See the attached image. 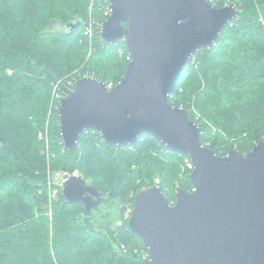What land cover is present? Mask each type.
<instances>
[{
    "label": "trees",
    "instance_id": "16d2710c",
    "mask_svg": "<svg viewBox=\"0 0 264 264\" xmlns=\"http://www.w3.org/2000/svg\"><path fill=\"white\" fill-rule=\"evenodd\" d=\"M226 2L239 17L190 59L169 101L187 111L218 155H246L264 141V0H218L216 7ZM110 5L0 0V264H145L149 250L129 228L135 196L158 184L174 203L177 188L193 191L187 157L146 134L118 147L91 131L76 152L64 146L53 99L88 75L108 86L126 77L125 42L101 39ZM91 21L92 37L85 33ZM52 172L78 174L109 199L90 213L71 205L57 183L50 189ZM111 204L120 211L116 228L95 218Z\"/></svg>",
    "mask_w": 264,
    "mask_h": 264
},
{
    "label": "water",
    "instance_id": "95a60500",
    "mask_svg": "<svg viewBox=\"0 0 264 264\" xmlns=\"http://www.w3.org/2000/svg\"><path fill=\"white\" fill-rule=\"evenodd\" d=\"M110 10L101 39L125 42L126 77L116 86L91 76L72 84L59 107L65 148L76 152L85 132L118 147L146 134L191 161L193 191L177 188L174 203L159 185L135 196L129 228L149 250L145 264H264V141L246 155H218L202 143L187 111L169 101L190 59L216 44L239 8L209 0H111ZM64 179L66 201L88 213L109 199L79 175Z\"/></svg>",
    "mask_w": 264,
    "mask_h": 264
},
{
    "label": "rangeland",
    "instance_id": "374dc122",
    "mask_svg": "<svg viewBox=\"0 0 264 264\" xmlns=\"http://www.w3.org/2000/svg\"><path fill=\"white\" fill-rule=\"evenodd\" d=\"M234 4V3H231ZM230 5V4H229ZM227 5V6H229ZM236 5V4H235ZM237 6V5H236ZM238 7V6H237ZM239 8V7H238ZM240 10V9H239ZM53 28L55 29H59L60 28V24L55 23L54 25H52ZM89 76V75H88ZM87 77V76H85ZM93 78H95L94 76H91ZM82 79V78H81ZM80 80V79H79ZM78 81V80H77ZM71 89V87H70ZM68 95V94H67ZM66 95V96H67ZM65 97V96H64ZM62 97L61 99H53L54 103L56 104L57 110L59 112V107H60V103L61 100L64 98ZM48 150V149H47ZM48 153V152H47ZM188 161H190L189 159L186 160L185 165L186 167L189 168V163ZM191 162V161H190ZM191 169V168H190ZM51 175H57L60 177H64V176H68V175H64L65 173H60V172H52L50 173ZM78 175V174H76ZM54 177V176H53ZM53 179V178H52ZM158 185V184H156ZM155 186V185H154ZM50 191V190H49ZM95 218L98 220H102L104 223H106L107 225H110L114 228H116V226H118L119 224L121 225V219H120V211H119V207L116 204H111L109 206H105L103 207V209L99 212L95 213Z\"/></svg>",
    "mask_w": 264,
    "mask_h": 264
},
{
    "label": "built area",
    "instance_id": "2783aa9c",
    "mask_svg": "<svg viewBox=\"0 0 264 264\" xmlns=\"http://www.w3.org/2000/svg\"><path fill=\"white\" fill-rule=\"evenodd\" d=\"M209 1H210L212 6L216 7V4L218 3V0H209ZM229 4H230L229 2H226L225 6H227ZM225 6H223V7H225ZM110 12H111V10L109 8L108 11H107V15H110ZM93 30H94V23H93V21H91L89 26H88V28L86 29V32H85L86 35L92 37L93 36ZM129 59H130V57H129ZM188 163H189V168L193 169L192 163L190 161H188ZM64 178H65V176L61 177V179H60L59 176L55 175L53 177L52 181H51L52 183H50L51 184L50 189L52 188V186L54 187L55 183H57V185H59L62 188L63 183L65 181ZM50 192H51V199L55 198L56 195H57V190H51Z\"/></svg>",
    "mask_w": 264,
    "mask_h": 264
}]
</instances>
